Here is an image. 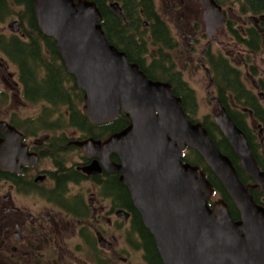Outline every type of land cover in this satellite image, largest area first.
<instances>
[{
    "label": "flooded vegetation",
    "instance_id": "af4514ba",
    "mask_svg": "<svg viewBox=\"0 0 264 264\" xmlns=\"http://www.w3.org/2000/svg\"><path fill=\"white\" fill-rule=\"evenodd\" d=\"M135 1L104 2L101 24L112 44L147 76L170 83L173 91H183L185 84L197 113L196 91L184 78L193 70L214 106L196 119L216 124V114L227 112L264 163V0L245 1V7L238 0H215L225 21L213 34L202 0ZM112 3H118L123 16L113 11ZM38 32L43 33L33 0H3L0 145L7 144V154L5 161L0 157V264H165L123 173L115 171L122 157L107 145L131 124L130 115L121 112L127 115L122 124L117 122L121 115L100 124L77 120V80L61 56L38 67L36 52L49 51L45 45H28ZM129 45L138 47L137 55ZM53 70L60 82L57 92L63 94L50 95L57 101L46 104L38 79L47 80ZM80 90L84 114L85 92ZM60 100L67 103L59 105ZM216 126L215 136L223 141Z\"/></svg>",
    "mask_w": 264,
    "mask_h": 264
},
{
    "label": "water",
    "instance_id": "95a60500",
    "mask_svg": "<svg viewBox=\"0 0 264 264\" xmlns=\"http://www.w3.org/2000/svg\"><path fill=\"white\" fill-rule=\"evenodd\" d=\"M202 2L213 34L225 21L222 7L215 0ZM33 3L38 26L56 41L67 72L85 92L83 110L88 120L100 124L116 120L122 111L130 115L131 124L113 134L107 145L122 157L123 164L115 171L123 173L122 180L164 263L264 264V205L256 202L231 158L217 147L202 123L188 118L172 85L149 78L139 64L110 43L95 1ZM111 7L123 16L118 3ZM215 121L242 170L264 193V171L246 134L227 112L217 115ZM4 124L21 137L14 127ZM6 146L1 142L3 161ZM187 148L200 153L219 179L239 211L238 220L224 198L211 206L214 186L199 166L183 161Z\"/></svg>",
    "mask_w": 264,
    "mask_h": 264
},
{
    "label": "trees",
    "instance_id": "16d2710c",
    "mask_svg": "<svg viewBox=\"0 0 264 264\" xmlns=\"http://www.w3.org/2000/svg\"><path fill=\"white\" fill-rule=\"evenodd\" d=\"M97 3V6L100 8V11H102L103 15H105V13L107 12L105 7H104V2L106 0H93ZM245 1L249 2L250 4L253 3H257L259 2V0H238V2H242L243 6L245 7ZM128 3L130 4H136L135 0H127ZM225 4H230V3H225ZM3 5V0H0V7H2ZM114 18V17H113ZM117 20V22H120L117 18H115ZM34 28L36 29V25L34 24ZM32 39L30 40V47H33L34 45H45V47H47V49L49 50L48 52H43V50H41V54L36 52V60L41 59V62H39L38 67L42 68V61L46 62V60L50 59V61H57L59 60L58 56H60L58 54L57 48L54 47V45H56V41L49 36H46L45 34L38 32L37 35H34L33 37H31ZM108 38V36H107ZM109 39V38H108ZM109 41L111 43H113L110 39ZM132 42H130L129 44H132ZM115 44V43H113ZM132 47V52H135V55H137V50L138 47H136L135 45H129ZM37 50H39L38 48H35ZM34 49V50H35ZM46 51V49H45ZM140 57H144L145 55L143 54V52L140 53L139 55ZM46 64V63H43ZM47 72V77H48V73L49 71H45ZM61 72L63 75H66V71L63 69V65L61 66ZM72 78V80H74V77L72 75H68ZM149 78L151 79H155V77L152 74L148 73ZM37 83V81H36ZM38 83H42V85L39 86V89L41 91V93L43 94V97L40 98L41 100H45V103L50 104V103H54V101L56 102L57 99H55L54 97H51L50 95H55L59 98L62 97L63 93H58V87H59V81H58V76H57V72L55 70L50 71L49 77L47 80H44L43 82L38 79ZM39 85V84H38ZM182 87H183V91H179L177 88H174V93L178 96H181L183 98V107L184 110L187 112L188 118L193 121V122H197V121H201L203 123V126L208 130L210 136L212 137L213 141L215 142V144L217 145V147L226 155H228L234 166L236 167L239 177L242 180V182L249 187L250 192L253 194L254 199L259 203V204H264V193L253 187V185L255 184V182L253 181V179L245 172L242 170L241 166H240V161L239 158L237 157V155L235 154L234 150L232 149L230 143L228 142V140L224 139L223 141H220L219 139L216 138L215 136V131L218 130V127L216 126V124L214 122H209L208 118H205L204 120H198L196 119V113L195 111H193L189 105V103L191 102H196L195 98L193 96V92H190V90L187 88V86L183 83H181ZM78 90V96H77V101H78V106L76 108V113L75 116L77 117V120L79 121H88V119L85 117V115L82 113L81 110V105L83 102V95L84 93L78 88L76 87ZM61 89V88H60ZM70 83H67V94L70 95ZM49 91V92H47ZM69 91V93H68ZM185 94L189 97V100L186 101L185 100ZM67 102H63L60 100L59 105H64ZM197 103H195L196 106ZM127 118V115L122 114L118 119L117 122H120L121 124L125 122ZM252 150L255 152L256 147L255 144L252 145ZM253 152V153H254ZM256 154V152L254 153ZM260 167L262 170H264V163L259 159V157L257 156V154L255 155ZM183 160L185 162H189L193 165H197L199 166L206 174L207 178L212 182L214 189H215V196H221L222 198H224L227 203L230 206V211L231 214L233 216V218L235 220H238L240 218V214L239 211L237 209V207L235 206V204L233 203V201L231 200V198L229 197V195L227 194V192L225 191L224 187L222 186L221 182L219 181V179L214 175V173L211 171V169L206 165L203 157L195 150L193 149H189L186 154L183 156Z\"/></svg>",
    "mask_w": 264,
    "mask_h": 264
},
{
    "label": "rangeland",
    "instance_id": "374dc122",
    "mask_svg": "<svg viewBox=\"0 0 264 264\" xmlns=\"http://www.w3.org/2000/svg\"><path fill=\"white\" fill-rule=\"evenodd\" d=\"M200 76V75H199ZM184 78L188 81L189 84L196 91L197 101H198V109L197 115L195 117L202 119L204 115L213 111L214 106L207 102L205 86L202 78L198 77L193 70L186 72L184 74ZM218 115V114H216ZM215 117V116H214ZM220 196H215L214 200L218 199Z\"/></svg>",
    "mask_w": 264,
    "mask_h": 264
}]
</instances>
